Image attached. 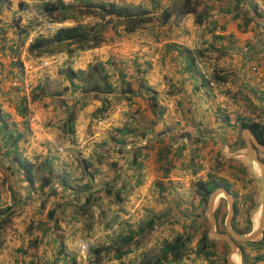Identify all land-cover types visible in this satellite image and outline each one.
I'll return each mask as SVG.
<instances>
[{
	"label": "crops",
	"instance_id": "crops-1",
	"mask_svg": "<svg viewBox=\"0 0 264 264\" xmlns=\"http://www.w3.org/2000/svg\"><path fill=\"white\" fill-rule=\"evenodd\" d=\"M46 1L54 0H0V264H80V236L90 250L110 249L97 264H151L164 241L191 232L182 194L194 191L185 207L199 221L196 183L225 177L207 166L214 135L225 142L222 128L254 115L242 94L257 104L264 95V0H197L194 13L179 9L164 23L174 0H92L152 19L133 32L109 28L92 49L57 46L37 62L26 39L42 30ZM96 63L113 90L87 98L68 69ZM203 69L236 76L212 90ZM23 75L37 79L31 96L17 83ZM194 242L178 264H211Z\"/></svg>",
	"mask_w": 264,
	"mask_h": 264
},
{
	"label": "trees",
	"instance_id": "trees-1",
	"mask_svg": "<svg viewBox=\"0 0 264 264\" xmlns=\"http://www.w3.org/2000/svg\"><path fill=\"white\" fill-rule=\"evenodd\" d=\"M85 2V1H84ZM181 6L176 7L175 5H170L168 8L164 9L162 12V20L164 23L167 18L176 10H181V14L194 13L196 10L195 4L191 0H182ZM180 12V11H178ZM40 15L44 18L66 22L68 20L72 21L78 17H84L90 15L99 21L91 25V27L83 24H73L67 25L53 34L39 35L33 40L28 46V51L35 56H43L50 54L55 51L57 46L64 45L70 51L71 45H75V49H92L99 46L105 39V30L108 26L112 29L121 28L124 32H133L136 29L144 26L146 23L151 21V16L146 12H136L134 7L119 5L115 2H97L93 3L92 0H87L85 4L82 5H67L62 0L46 1L40 9ZM198 19V18H196ZM199 21V19H198ZM116 31V30H115ZM25 33V32H24ZM26 35V33H25ZM102 64H92L87 70H73L68 69V75L71 80L74 78L80 80L76 89H82L84 93H93L92 95L99 96L100 93L107 94L113 90L112 83L109 81V76L104 72ZM226 74L219 70H215L212 75V79L217 82L224 81ZM205 79V78H204ZM203 79V80H204ZM206 82V79L204 80ZM101 95V94H100ZM153 100V99H152ZM152 105H156L153 100ZM73 115L70 122V133L74 135V120ZM242 129H250L258 138V140L264 144V124L259 121H247L240 120L239 123ZM128 130L122 128L120 129L121 134H124ZM264 162V161H263ZM233 165V164H232ZM25 169L28 171L31 166L25 164ZM238 171L243 172L244 168H238ZM29 173V172H28ZM28 179L32 181L31 176ZM223 187L229 192V188L224 179L217 178L214 173L208 175L206 180H199L196 183V192L200 197V202L206 205L211 193L217 188ZM109 193L111 192L110 190ZM237 202L234 201V215L232 220L235 218L237 212ZM217 211V210H216ZM225 213L223 214L224 218ZM217 217V215H216ZM250 222V219H249ZM232 228L235 229V227ZM239 234H247L251 231V227L247 226L244 232H239ZM133 239V237H129ZM193 236L190 233H185L175 236L171 241H164L162 246V254L159 255L157 259L151 262V264H178L183 260L184 255L189 251ZM216 238L209 235L206 231L201 234L197 242V246L194 252L198 256H202L210 263L215 264L214 256H216V251L213 248V244L216 242ZM134 241V240H133ZM245 247H248L246 250ZM119 250V249H118ZM128 248H120V253L127 252ZM264 250V229L262 230V235L260 238L250 241H244L238 243V255L243 264H252L257 261L264 260V254L261 252ZM93 255L92 258L89 256V262L95 264L104 260L110 249L108 246H98L90 250ZM253 263V264H254Z\"/></svg>",
	"mask_w": 264,
	"mask_h": 264
},
{
	"label": "rangeland",
	"instance_id": "rangeland-1",
	"mask_svg": "<svg viewBox=\"0 0 264 264\" xmlns=\"http://www.w3.org/2000/svg\"><path fill=\"white\" fill-rule=\"evenodd\" d=\"M191 1L195 4V7H196L198 1L197 0H191ZM174 5L176 7L183 5L182 0H174ZM44 19H47V18H44ZM93 20H94V22H93ZM96 21L98 22L99 20L93 18L90 15H86L84 17H80V19L78 18V20L75 19V21H72V22L66 21V23H67V25H73V24L78 23V24H83V25H87V26L91 27V25L94 24ZM109 28L110 27L108 26V28L105 30V32L108 31ZM258 28H259L258 30H260V28L263 29V32H264V21H261V20L258 21ZM259 32H261V31H259ZM34 35H35L34 38H37L39 36V35H36L35 32H33L30 36L27 37V39H29V37L33 38ZM27 39H26V41L28 42ZM29 44H31V43L28 42V46H29ZM37 57L38 56H36V58ZM40 60L41 59L38 57L35 61L39 62ZM43 62L44 61H42V63ZM114 62H115V60H114ZM118 69L121 71L120 67H118ZM105 70L106 71H108V70L112 71L113 75L115 76V68L114 69L107 68ZM203 70L212 79V75H213L214 70H212V69H210V70L203 69ZM23 72H26L24 65H23ZM117 74H119V73L117 72ZM225 74H226L225 78H227V79L235 75L234 72H229V73H225ZM21 78L22 79L21 80L19 79V81H17V83L19 84L21 90L25 93L27 92L26 91V84L32 82L33 89L28 93V95L31 96L32 91L37 86V81H36L37 79L33 80V78H32V80H28L26 78V76H24V75ZM206 82H207V80H206ZM122 84H124V86H125L124 82H122ZM127 84H129L128 86L131 87L129 82ZM131 84H132V82H131ZM207 84H208V82H207ZM218 85H219V83L216 81L215 87H211L209 84L207 86L212 90H216V89H218ZM86 96H87V98H89L90 96H93L95 98H101V96H95V95H92V93H90ZM242 99L244 100L245 105L251 106V107L255 106V108L253 110L254 115L250 116L249 119L248 120L246 119V120L252 121L250 119L255 120L257 117H260V119L255 120V121H259L262 124H264V95L261 94L260 104L253 103L252 101L250 102L249 101L250 98H248L247 96H244L243 94H242ZM258 100H259V97H258L257 101ZM257 101H255V102H257ZM218 117H220L222 120H226V115L224 113H220V116H218ZM239 123H240V121H239ZM237 126H238L237 129H235L234 131H232V129H228L226 127L222 128L219 131L220 134L223 135L225 142H223L221 139L217 138L216 134L214 135L216 137V139L215 140L212 139V141H214V144H213V149L211 151V152H213L214 155H211V153H208L210 159L207 160V166L213 172H216V173L225 172V177H223V179L226 181L227 186L229 188L228 193L232 196L233 201L237 202V205H236L237 206V212L235 214V218L231 221V228L233 225V227H235V229H237L239 232H244L246 230L247 226H250L251 231H252L259 224V220H260V216H261V196H260L261 172H260L259 166L246 153L247 143H246V139H245L246 135L244 133V129H242L239 124H237ZM130 131H131V128H130ZM211 132H212V130L207 129L203 133L204 134H210ZM248 138L250 139L249 135H248ZM217 143H219V144H217ZM216 148H218V149L216 150ZM223 149H224V152H228L229 154H234V155L229 156V157L224 156L221 153ZM236 151H239L241 153L235 154ZM254 151H255V154L257 155V157L263 162L264 161V150L255 146ZM240 167L244 168L243 172L238 171V168H240ZM217 178H219V177H217ZM192 192H194V191L192 190ZM192 192H189L188 195H186L185 193L182 194L183 196H186L185 199H182V205L185 204V206H189V207L191 206L189 204V202L190 203L193 202ZM193 195H194V193H193ZM190 196H191V198H189ZM201 205H202V216L199 219V221L196 218H194L195 211L192 208L190 209L189 207L184 206L183 210L181 212V219H183V216H184L183 213H185L184 217H186L187 215H191V217H189V219L191 221H193V223H192V228L190 227V230H191L190 234H192L193 239L195 238V242H194L195 244H197L199 237L201 236V234H203V232L206 231L210 235L209 230L211 228V220H210V217H209L208 212H207V203H206V205H203V204H201ZM186 209H187V211H185ZM227 211H228V202L224 196H221L216 200L215 205H214V215H215V217L217 215L216 221H215V229L218 232H221V233L227 232V229L225 226V219L227 216ZM224 213H225V215L223 218ZM249 219H250V222H249ZM182 222H184V220H182ZM186 226L189 227L190 225L186 224ZM232 229L235 233L239 234L238 232H236V230L234 228H232ZM239 235H245V234H239ZM80 238H84V237L80 236L77 239V242ZM84 239L87 241L86 238H84ZM216 239H217L216 242L213 244V248L216 251V256L213 257L215 260V264H227L226 255L230 251L231 246L229 243H227L224 240H221L218 238H216ZM245 248H246V250L249 251V249H247L248 247H245ZM249 252H252V254H253V251H249ZM261 253L264 254V250ZM89 256H90V250H89ZM89 256L87 257L85 264H90V262L88 261ZM234 257L239 263L243 264L239 258L238 251L236 252ZM79 263L82 264L80 259H79ZM253 263L254 262H252V264ZM211 264H213V263H211Z\"/></svg>",
	"mask_w": 264,
	"mask_h": 264
},
{
	"label": "water",
	"instance_id": "water-1",
	"mask_svg": "<svg viewBox=\"0 0 264 264\" xmlns=\"http://www.w3.org/2000/svg\"><path fill=\"white\" fill-rule=\"evenodd\" d=\"M244 133L246 135L245 139L247 143L246 153L259 166L261 172V216L258 226L245 235H239L233 231V229L231 228V221L234 215V201L232 196L223 187L214 190L211 193L207 202V212L211 220V228L209 230L210 235L215 238L226 241L231 246L230 251L226 255L227 264H241L236 261L234 257V255L238 251V243L258 239L262 234V230L264 229V163L257 157L254 151V146H257L258 148L264 150V144H262L258 140L256 135L250 129H244ZM248 135L250 139L248 138ZM221 196H224L228 202V211L225 219V226L227 229L226 233L218 232L215 229L216 217L214 215V205L216 200ZM254 264H264V260L257 261Z\"/></svg>",
	"mask_w": 264,
	"mask_h": 264
},
{
	"label": "built area",
	"instance_id": "built-area-1",
	"mask_svg": "<svg viewBox=\"0 0 264 264\" xmlns=\"http://www.w3.org/2000/svg\"><path fill=\"white\" fill-rule=\"evenodd\" d=\"M67 26L66 22H62V21H55V20H51V19H43L42 20V30L35 32L36 35H45V34H53L55 33L57 30H59L60 28ZM35 37V35L33 36V38ZM33 38L27 39L29 43L33 42ZM27 42V44H28ZM47 62H43L42 65H46ZM31 69V67H28L27 70ZM203 76L204 78L207 80L208 84L211 87H215L216 86V81H214L213 79H211L208 74L202 70ZM27 82V81H26ZM33 89V84L32 82L27 83L26 84V91L27 94ZM78 245V251H79V257H80V261L82 264H85L87 257L89 256V250H90V246L89 243L84 239V238H80L77 242Z\"/></svg>",
	"mask_w": 264,
	"mask_h": 264
},
{
	"label": "bare ground",
	"instance_id": "bare-ground-1",
	"mask_svg": "<svg viewBox=\"0 0 264 264\" xmlns=\"http://www.w3.org/2000/svg\"><path fill=\"white\" fill-rule=\"evenodd\" d=\"M236 260V259H235ZM237 261V260H236Z\"/></svg>",
	"mask_w": 264,
	"mask_h": 264
},
{
	"label": "flooded vegetation",
	"instance_id": "flooded-vegetation-1",
	"mask_svg": "<svg viewBox=\"0 0 264 264\" xmlns=\"http://www.w3.org/2000/svg\"><path fill=\"white\" fill-rule=\"evenodd\" d=\"M255 147V146H254Z\"/></svg>",
	"mask_w": 264,
	"mask_h": 264
}]
</instances>
